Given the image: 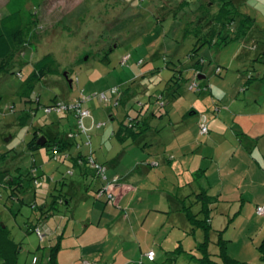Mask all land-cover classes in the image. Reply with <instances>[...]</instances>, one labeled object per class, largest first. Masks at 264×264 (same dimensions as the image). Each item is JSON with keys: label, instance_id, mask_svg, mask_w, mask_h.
<instances>
[{"label": "rangeland", "instance_id": "rangeland-1", "mask_svg": "<svg viewBox=\"0 0 264 264\" xmlns=\"http://www.w3.org/2000/svg\"><path fill=\"white\" fill-rule=\"evenodd\" d=\"M213 1L212 6V0H0V18L17 10L37 18L34 28L37 45L20 51L17 61L21 58L23 63L0 76V169H10L18 177L17 182L6 185L0 183V216L11 230L12 238L22 247L18 264H48L50 251L58 244V262L76 264L75 260H79L81 256V246L88 239L79 240L75 234L77 236L85 228L82 219L88 212L91 213L96 202L107 206L106 212H112L110 216L122 218L115 223L117 226L113 229L118 235L111 236L114 247L110 246L103 263L98 251L89 256L90 261L99 257V264H113L116 258V264H147L141 261L144 254L141 257L138 245L129 234V223L123 219L128 217L130 210L127 205L121 206L119 200L122 196L129 200L135 193L134 186L128 184L127 174L142 158L143 152L151 151L139 147L135 139L123 142L118 140L115 129L124 119L127 124H131L133 119L130 116L137 115L135 108L140 106L134 100L130 105H125L126 101H120L118 105L117 101L120 97L128 96L129 87L141 84L144 87L150 86L151 75H144L150 68L160 70L162 77L167 80L168 76L172 84L177 80L182 83L180 92L183 95L178 101L179 105L189 104L188 100L198 97L202 100L207 98L209 94L203 93L202 97L192 87L189 89V85L195 80L189 85L187 81L185 83L192 74L188 63L201 58L206 60L204 69L209 74L205 80L210 81L215 94L217 90L223 89V92L227 90L230 94L239 96L243 84L239 75L243 72L264 76V0H245L237 4L239 14L249 13L255 18V27L259 31L256 28L250 30L253 39L237 40L235 33H231L230 40L225 44L208 42L201 46L205 37H198L196 34L201 20L198 11L205 8L212 14L217 13L221 0ZM209 29V25L205 26L201 34ZM196 47H200L197 56L191 58L190 54ZM48 53L57 58L61 74L47 75L36 84L35 90L28 97H23L20 89L32 73L34 62ZM127 55L129 58L124 62ZM217 65L222 66L220 74H216ZM65 71L69 72L72 83L65 77ZM143 71L144 74L141 73ZM181 74L186 79L179 78ZM174 86L178 88L179 85ZM115 87H118L119 92L112 94ZM170 88L172 89L171 86ZM230 94L215 96V100L211 98L212 109L226 108L225 105L231 100ZM84 97H90L86 104L91 111V115L84 118V126H80L79 118L73 112H48L46 109L57 102L73 103ZM136 98H141L142 103L146 102L144 97ZM111 113L116 114L114 119L111 118ZM167 123L169 124V117L166 115L154 121L155 128L161 125L162 130L168 126ZM41 125L52 138L59 134L63 137L66 135V150L74 151L71 157L67 152L61 154L63 146L59 143H53L49 148L42 147L36 153L29 150L27 141ZM208 128L212 132L213 128ZM193 131L197 132L195 135L200 140L209 136L201 134L200 127L198 129L197 126L193 127ZM150 136L143 134L141 137ZM226 137H229V133ZM154 138L153 134L151 140ZM33 153L37 163H34ZM90 157L106 167L103 173L106 174L105 179L104 175H98L96 169L87 180L80 178L78 168L91 167L87 160ZM112 160L119 162L115 167L119 175L110 176V171L108 172ZM43 168L53 180L43 177ZM161 168L156 167L157 170ZM180 177L179 180H186L183 183L187 182L188 175L180 174ZM71 179L78 181L76 184L80 186L79 194H87L85 185L88 184L95 195L88 196L86 203L81 202V199L74 200L69 206L61 203L59 196L69 191L67 187L70 188ZM96 185L99 187L96 188ZM194 186L197 187L196 182ZM105 187L109 190L104 196L98 197V190ZM111 195L113 197L109 198ZM198 197L188 199V205L193 206L195 212L200 207L195 202ZM55 200L58 202H54ZM46 203L50 209L54 207L55 215L51 218L50 227L39 220L41 213L48 209L42 208ZM36 204L39 208H35ZM217 209L218 206L214 207L212 214L210 210V216L214 218V227L209 233L208 241L212 258L221 261L218 255L221 230H215L218 229L217 226H226L229 222L230 226L232 224L229 232L226 233L223 229L222 233L223 236L226 233L224 238L229 239L228 244L232 243L229 254L248 264H264L258 249L261 241L251 231L255 222L249 223L245 219L231 221L226 214L217 213ZM96 211L95 216L100 218L103 210L98 208ZM217 214H221L222 218ZM231 218L233 220L234 216ZM37 225L43 237L35 230ZM195 229L197 233L191 234L183 242L185 250L178 253H175L176 249L172 250L173 259L162 252L158 261L153 264H198L197 257L201 256L199 244L206 239V232L201 227ZM106 231H109L108 227ZM147 248L145 245L142 250ZM156 249L161 251L159 247ZM35 257L38 258L37 263L34 262Z\"/></svg>", "mask_w": 264, "mask_h": 264}, {"label": "crops", "instance_id": "crops-1", "mask_svg": "<svg viewBox=\"0 0 264 264\" xmlns=\"http://www.w3.org/2000/svg\"><path fill=\"white\" fill-rule=\"evenodd\" d=\"M242 1L245 0H234L237 4ZM211 4L214 5L213 0ZM246 39L250 40L253 37L249 34ZM262 53H264V49ZM256 58L258 59L259 56ZM201 60L203 62L202 72L192 66L194 61L188 63V68L192 74L187 78L188 80H185V83L187 81L189 85L193 80L197 81L200 85L199 90H195L198 95L201 94L199 96H202L203 93L210 95L203 98V100L198 97L192 101L188 100L189 104L179 105L178 101L183 95L180 89H171L170 85L172 83L167 82L169 77L166 76L168 79L165 80L162 77V72L160 70L155 71L153 68L148 69L146 74H144V71L141 72L145 76L151 75L150 86L144 87V84H141L136 85L134 88L129 87L127 90L128 96L119 98V104L120 101L121 103L126 101L125 105L132 104V100L138 101L137 104L140 108H135L137 115L130 116L128 114V116L134 119L135 123H141L143 120L147 122L144 125L146 130L143 133L124 140L119 139L118 132L122 122H126V119L122 120L119 127L114 131L121 142L132 138L136 140L139 147L142 146L145 150L149 149L151 151L143 152L142 158L127 174L128 184L134 186L135 193L129 200L122 195L119 200L121 206L125 207L127 205L126 207L130 210L128 217L126 219L123 217V219L129 223V234L138 245L141 257L144 254L141 258L143 263L153 264L157 262L162 252L168 255V258L173 259L172 250L176 249L175 253L185 250L183 242L197 231H195V226L188 220L184 207L185 205L188 206V199L199 196L202 191L212 197L211 214L213 208L218 206L217 213L226 214L231 221L245 219L249 223L255 222L251 230L252 234L255 233L259 241L264 237V214H258L256 211L257 206L264 205V87H261L264 85V76H261V74L257 76L251 72H243L239 75L243 79L241 88L243 96L241 92H239V96H234L227 90L223 92V89L217 90L215 94L210 81L205 80L209 77L204 69L206 60L204 58H201ZM218 67H220V71H216V74L222 72V66L217 65V70ZM199 76H204V78L200 79ZM180 78L186 79L184 74H181ZM59 82L61 83L62 79ZM255 83L257 84L255 85ZM204 85H208V87ZM160 87H162V90ZM156 89H160L161 92ZM225 93L231 96V100L225 105L226 108L217 107L213 110L211 98L215 100V96ZM240 96L241 98H239ZM136 97H144L146 102L142 103L141 98ZM114 115L116 114H110L112 119L115 118ZM164 115L169 117V124L166 125L168 128L162 130L160 124L158 128H155L154 121L157 118L162 119ZM204 119L213 130L211 132L209 129L207 133L209 136L205 140H200L198 135H195L197 132L193 131V127L197 126L199 129ZM53 122L55 123V121ZM36 130H38L40 136L46 133L43 125L36 128ZM63 132H66V130ZM227 133H229V137H226ZM143 134L149 136L154 134L155 138L154 140H151V136L142 138ZM61 136L59 134L57 137ZM65 136H62V138L65 139ZM63 144H65L64 141ZM63 147L61 154L64 155L67 152L71 157L74 151L66 150V147ZM80 152L85 154L83 151ZM36 161V156H34V163H37ZM114 161L110 162L112 167L108 166L110 176L111 174L113 176L119 175L117 168H115L119 162ZM156 167L162 168L157 170ZM78 169L80 178L84 180H87V177L95 171L94 167H79ZM2 170L6 169H0V171ZM180 174L188 175L187 182L183 183L186 180H179L181 178ZM42 175L45 178L47 177L49 181L54 179L46 174L44 168ZM13 176L16 179L18 178L9 169L8 175L3 179L0 175V183L6 185V183H9L8 180H13ZM175 178L176 180H174ZM36 180L38 182V179H35V182ZM195 182L197 187L194 186ZM76 183H78L76 179H71L70 188L67 187L69 191L64 192V196L60 198L61 203L67 204L66 206L78 199L86 203L88 202V196L95 195L88 184L85 185V189L88 191L87 194H79L80 186ZM95 187L98 188L99 186L96 185ZM183 191H185L184 194L181 193ZM196 199L195 202H198L200 207L198 212L193 211L199 213L202 207L200 196ZM42 206L48 209L41 213L39 220L50 227L51 218L55 215L54 210L47 207V203ZM37 207L36 204L35 208ZM98 208L103 210L100 218L95 216ZM106 210L107 206L96 202L91 213L88 212L82 219L85 228L77 236L75 234V237L79 240L88 239V242L84 243L85 246H81V256L79 260H75L76 264H79L80 261H90L89 256L96 251L101 255L100 259L103 263L110 246L114 247L111 236L118 235V233L113 228L117 226L115 223L122 217L118 219L116 215L110 216L112 212L107 213ZM221 214L217 215L222 218ZM232 215L234 216L233 220ZM210 223L213 229L214 218L212 216H210ZM107 224L108 226H106ZM223 225L217 226L218 229L215 231L225 229L226 233L229 232L232 224L230 226L228 222V225ZM106 227L109 229L108 232ZM226 240L229 241V239ZM149 241L151 242L149 243ZM109 243H112V245H108ZM145 245L148 248L143 251ZM231 245L232 243L228 244L227 242L229 253L231 252ZM156 247H159L161 251H158ZM151 249L156 252L154 260H150L145 256L146 252ZM98 259L99 257L90 262L99 264ZM117 260L118 258L113 264H116Z\"/></svg>", "mask_w": 264, "mask_h": 264}, {"label": "trees", "instance_id": "trees-1", "mask_svg": "<svg viewBox=\"0 0 264 264\" xmlns=\"http://www.w3.org/2000/svg\"><path fill=\"white\" fill-rule=\"evenodd\" d=\"M238 8L239 7H237V3L234 2V0H221L220 8L215 14H212L210 10H204L205 8L198 11L199 15H201V20L199 21L200 26L197 27L196 34L198 37H205L201 46H204L208 42H214V44H225L230 40L229 37L231 33H235L237 40L246 38L250 34V30L256 28L255 18L246 13L239 14ZM36 20V17L29 13H24L21 10L3 15L0 18V76L6 72L13 71L17 64L23 63L21 58H19V62L17 61L20 51L26 50L27 47H34V45H37V36L34 34ZM192 22L194 23L195 21ZM207 25L210 26V29L205 34H201L203 28ZM215 39L218 40L215 41ZM199 48H194V52L190 54L191 58H195L197 56ZM262 57L264 59V53H262ZM192 66L201 70L203 62L201 59H197L193 62ZM49 74H61L59 62L52 53H48L34 62L32 73L25 79L23 85L21 86L20 93H22V96L28 97V95L35 90L36 84ZM170 81L172 80L167 82L170 84ZM175 84H178L180 87L178 86V88H176V86H174ZM170 86L173 89L178 90L181 88L182 83L177 80L176 83H173ZM204 86L208 87V85ZM133 122H131V124L122 122L118 132L120 140H124L125 138L131 136H137L146 130L144 127V125L147 124L146 121L143 120L141 123ZM43 135L47 137L48 141L44 146H41L38 144V139ZM43 135L40 136L38 134V130L33 133L32 138L27 142L30 151L35 152L42 147L49 148L53 143H59L61 146L66 147V145L63 144V141L65 142L66 140L63 139L62 136L53 139L46 133ZM0 175L3 179L8 175V170L0 171ZM12 178V181L17 180L16 177ZM8 181L12 182L11 180ZM61 196L64 195H60L59 198H61ZM199 196L202 205L199 213H195L191 205H185L184 207L188 220L195 227H201L206 232V239H204V241L199 245L201 256L197 257L198 264H248L247 262L240 261L229 254L227 249V240L222 236L223 231L220 232L218 239L220 249L218 255L221 261L218 262L212 258L211 253L208 250L209 233L212 230V225L210 223V204L212 197L205 191H202ZM54 202L57 203L58 200H55ZM199 214H203V216L201 217ZM59 247L60 244L52 247L48 264H60L57 259ZM258 249L261 255V260L264 262V237L261 240ZM21 250L22 247L20 246V243L16 242L12 238L11 230L0 216V258L2 260V264H18V255Z\"/></svg>", "mask_w": 264, "mask_h": 264}, {"label": "built area", "instance_id": "built-area-1", "mask_svg": "<svg viewBox=\"0 0 264 264\" xmlns=\"http://www.w3.org/2000/svg\"><path fill=\"white\" fill-rule=\"evenodd\" d=\"M128 58H129V55L125 56L124 62H127ZM217 71H220V67H218ZM189 86L192 87L195 90H199V88H200V85H199V83H197V81H195L193 84H191ZM118 92H119L118 87H115V88L112 89V94H117ZM103 96L105 98H107L106 94H104ZM88 99H90V97H84V98L78 99V100H76L73 103H63V102L58 103L57 102V103H55L53 105L47 106L46 109H47L48 112H51V111H56V112L69 111V112H73L79 118L80 126H84V118L91 115V111L87 108V104H86ZM117 104H119V100L117 101ZM200 132H201V134H207L209 132L208 123H207L206 119H204L201 122V124H200ZM70 137H73V135H70ZM55 157H57V156H55ZM87 160L91 164V167H94V169H96L98 175H100L101 177L104 175L103 178L105 179L106 178V174H103V173H105L106 167H104L103 165L98 164L97 161L93 157L87 158ZM108 190H109L108 187L100 188L98 190V192H97V196L98 197L104 196L105 192L108 191ZM112 197H113V195H111L109 198H112ZM256 211H257L258 214H261V215L264 214V205L257 206ZM35 230H37L38 234L41 237H43L42 231H41V229L39 228L38 225L35 227ZM145 256L148 257V259H150V260H154L155 256H156V252H155V250L151 249L148 252H146ZM34 262L35 263L38 262V258L37 257L34 258ZM79 264H97V263L96 262H90V261H82Z\"/></svg>", "mask_w": 264, "mask_h": 264}, {"label": "water", "instance_id": "water-1", "mask_svg": "<svg viewBox=\"0 0 264 264\" xmlns=\"http://www.w3.org/2000/svg\"><path fill=\"white\" fill-rule=\"evenodd\" d=\"M65 77L69 80L70 83H72V80L69 78V74L67 71L64 72ZM200 79L204 78V76H199ZM47 137L45 135L41 136L38 139V144H40L41 146H44L47 143Z\"/></svg>", "mask_w": 264, "mask_h": 264}]
</instances>
